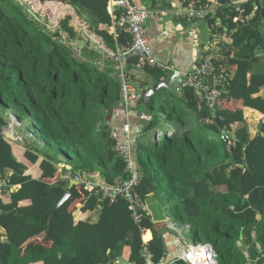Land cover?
Returning a JSON list of instances; mask_svg holds the SVG:
<instances>
[{
  "label": "trees",
  "instance_id": "1",
  "mask_svg": "<svg viewBox=\"0 0 264 264\" xmlns=\"http://www.w3.org/2000/svg\"><path fill=\"white\" fill-rule=\"evenodd\" d=\"M19 1L0 0V180L6 182L0 190V264H113L123 243L133 264H145L144 246L150 260L159 263L164 256L159 230L141 206L142 221L137 224L121 196L110 201L95 189L69 186L61 172L47 181L55 165L62 164L64 171L85 172L90 178L99 171L106 184L131 177L128 161L105 121V112L120 103L114 63L100 65V54L88 48L103 45L113 58L116 44L123 48L130 44V34L118 28L115 39L109 32L107 0H38L71 10H63L58 23L39 18L42 13ZM242 7L249 17L242 24H229L234 28L230 33L234 54L221 59L227 72L221 95L264 107L259 85L248 78L261 45L253 25L264 4L246 0ZM75 16L84 25L82 32L73 24ZM211 21L207 18L209 25ZM131 59L137 61L129 57L127 66ZM143 67L160 74L157 68ZM164 90L172 95L166 101ZM164 90L158 100L145 103L150 118L144 130L155 131L163 122L152 108L158 103L171 132L163 131L157 140L153 131L138 144L137 199L142 203L151 192L163 196L173 220L189 225L191 242L213 246L216 264H247L240 239L255 247L258 257L253 264H263L264 136L258 130L250 135L242 109L217 106L211 113L204 105L197 107L190 89L179 94ZM9 111L23 126L35 128L40 139L21 144L3 136ZM235 123L240 126L233 131ZM13 144L22 147V158L14 153ZM66 191L69 197L48 222ZM146 228L152 237L144 243L141 229ZM172 264L187 262L179 258Z\"/></svg>",
  "mask_w": 264,
  "mask_h": 264
},
{
  "label": "built area",
  "instance_id": "2",
  "mask_svg": "<svg viewBox=\"0 0 264 264\" xmlns=\"http://www.w3.org/2000/svg\"><path fill=\"white\" fill-rule=\"evenodd\" d=\"M20 1L23 3L22 0ZM25 1L28 3L29 0ZM244 1L246 0H178L177 5L171 8L167 6L162 8H144L134 4L132 0H107V10L111 15V25L108 27L109 32L116 39L117 29L124 28L131 36V42L128 46L123 48L116 44L114 55L113 67L119 86L120 103L128 105L139 98L135 81L127 69L129 57H136L143 66L146 65L149 68H157L162 71L168 68V66L154 59L149 53L145 34V22L148 17L171 14L175 19L188 22L212 18L209 25L207 50L199 61L195 62L189 70L182 74V80L174 90L177 93H180L183 89L192 90L197 107L200 108L204 105L211 113H214L217 106H219L218 101L223 89L222 82L227 77V72L224 70L221 59L234 54V48L230 44V33L234 31V28H229V24H242L249 17V15L244 14L242 7ZM220 10L223 14H218ZM208 75L213 78L211 84L206 80ZM17 121L19 120L15 114L9 111L8 124L2 128V135L11 141L21 143L23 137L14 127L18 124ZM123 129L128 131V126L124 125ZM162 132L159 129L154 134V139H160ZM164 132L170 133L171 129L167 128ZM111 135L114 138L116 136L112 130ZM117 149H119L118 146ZM125 158L128 161L127 169L130 170L131 174L129 180L125 182L119 181L115 184L104 183L100 185L95 183L87 173L71 170L64 172L62 178L69 181L74 180L81 184L85 190L95 189L96 192L101 193L102 197H108L110 201L118 196L123 197L128 203V208L134 221L140 224L142 221V214L139 212L141 205L136 193H134V188L141 176L134 163L128 157ZM5 184L4 180H0V190ZM141 231L143 232L144 229H141ZM184 243L186 248L182 259L187 264H216V253L210 243H192L187 240ZM143 254L146 262L150 260L151 254L146 246L143 248ZM159 263L172 264L173 261H164V258H162Z\"/></svg>",
  "mask_w": 264,
  "mask_h": 264
},
{
  "label": "crops",
  "instance_id": "3",
  "mask_svg": "<svg viewBox=\"0 0 264 264\" xmlns=\"http://www.w3.org/2000/svg\"><path fill=\"white\" fill-rule=\"evenodd\" d=\"M132 2L144 8H162L165 6L171 8L177 5L178 0H132ZM255 2L261 3L262 5L264 4V0H255ZM62 6L61 9L69 10L67 6ZM75 17H73V20L76 24L79 20ZM258 18L256 30L260 32L261 45L255 50L257 59L249 69L248 78L259 85L258 95L264 98V12ZM209 30L210 26L207 20L203 19L188 22L175 19L171 14L148 17L145 22V34L150 55L162 64L179 70L181 74L189 70L195 62L199 61L207 50ZM99 49L101 51V53H99L100 55L98 54L100 65L109 67V64H106L107 61L104 62V59H109L108 56L112 55V53L103 45H100ZM127 67L135 81L139 93L147 86L153 84L158 78L165 75V71L158 70L160 74L155 76L150 73L147 68L145 69L138 59L137 61L131 59ZM230 69L233 72L235 66L231 65ZM183 98L187 100L186 94H183ZM218 105L222 109L231 111L242 109L245 118L243 124L250 135H253L255 131L258 130V123L264 116L263 106L257 102L245 100L243 98H226L220 95ZM152 108L155 110L154 105ZM159 113L165 118V114L162 111ZM149 114L150 110H147L146 104L140 101L139 98L130 102L128 105L119 103L105 112V121L110 126L111 130L115 132V138L121 153L134 162V164L136 163L135 155L138 144L144 143V139L148 140L154 131L150 130L146 132L144 130L150 118ZM163 124L168 123L163 121ZM124 125L128 126V131H124ZM239 126L240 123L233 124V131ZM20 148L22 147L13 144L14 153L17 157L22 158L20 155ZM61 160H63V157H61ZM58 166L59 165H55L49 173L47 181L50 176L56 173L59 175L61 172L62 175L64 172L69 171H64L63 164L60 167ZM91 177L97 184L101 185L105 183L99 171H95ZM140 205L150 217L154 228L159 230V235L164 246V261H174L182 258L186 248L184 241L187 240L191 242L190 227L185 224H179L173 220L169 213L168 205L164 202V197L159 194L151 192L142 203L140 202ZM145 237L147 238L145 239ZM151 237V229L146 228L141 236L143 242L145 243L150 240ZM241 243L242 239H240L238 243L242 247ZM248 246L249 245L246 247ZM257 246L259 247V245ZM242 249L248 259L247 264H253V261L249 259L246 249L243 247ZM128 254V248L124 246L122 251L123 258L128 260ZM35 264H46V262H38ZM146 264L160 263H153L151 260H148Z\"/></svg>",
  "mask_w": 264,
  "mask_h": 264
},
{
  "label": "water",
  "instance_id": "4",
  "mask_svg": "<svg viewBox=\"0 0 264 264\" xmlns=\"http://www.w3.org/2000/svg\"><path fill=\"white\" fill-rule=\"evenodd\" d=\"M259 18H257V20L254 22L253 25V32L256 31V26L258 23ZM79 44H83V40L79 41ZM212 76L208 75L206 77V80L208 83H212ZM182 80V74L179 72V70L173 68V67H168L165 70V75L159 79H157L153 84H151L150 86H147L146 88H144L143 90L140 91L139 93V99L140 101H142L143 103H146L149 99H156V97L160 96V91L164 90V89H176L180 82ZM263 125H264V116L261 118V120L258 123V131L259 134L264 136V130H263ZM159 129H155L154 134L157 133ZM223 136H225L224 131H222ZM247 166V164H246ZM73 184H78L77 182H75L74 180H70L69 181V186L73 185ZM69 197V192L66 191L64 192V194L61 196V198L55 203L51 213L49 214L48 217V222L54 217L55 211L56 209ZM241 237V236H240ZM242 247L246 249L249 259L251 261H255L258 257V253L255 249L254 246H248L246 247L243 244V241L241 243ZM125 246V244L123 243L119 253H118V258H116L113 261V264H133L132 262L126 260L123 258L122 256V251H123V247Z\"/></svg>",
  "mask_w": 264,
  "mask_h": 264
},
{
  "label": "rangeland",
  "instance_id": "5",
  "mask_svg": "<svg viewBox=\"0 0 264 264\" xmlns=\"http://www.w3.org/2000/svg\"><path fill=\"white\" fill-rule=\"evenodd\" d=\"M17 1V0H16ZM28 1V0H27ZM30 1V2H29ZM28 3L31 4L39 13H42L43 15L42 16H39V18L43 19L44 17L48 18V19H51L50 21H53L54 23H58V19L61 18V16L63 14H65V11L67 12L68 10H65V9H61V7H63L60 3L58 2H53V3H44V2H39L38 0H29ZM20 2V1H19ZM25 7V5H23ZM33 10V9H32ZM31 10V11H32ZM65 10V11H63ZM34 11V10H33ZM69 12H71V10H69ZM76 18V17H75ZM49 25H51L52 23L48 22ZM83 23V22H82ZM73 24H74V21H73ZM76 27L82 32L83 29H84V25L82 24L81 25V22H77L76 23ZM87 36H84V38H86ZM82 44H80L81 46ZM88 48L90 50H93L94 52H96L97 54L101 53L100 49L99 48H96V46H93L90 44V46H88ZM97 50V51H96ZM92 52V51H91ZM104 54V53H102ZM109 59H104V62L107 61L106 64H109L111 65L112 62H114V59L113 58H110L108 56ZM114 65V64H113ZM160 97V96H159ZM162 100L163 101H166L168 100L169 98L172 97V95L169 93V91L167 90H164V94L162 95ZM156 99L158 100V97H156ZM155 106V111L158 112V114H160L159 112L161 111L160 110V107H159V104L158 103H155L154 104ZM165 118L162 117V121H164ZM10 122V121H9ZM11 123V122H10ZM17 125H15V129L16 131L23 137V141L21 143H28L30 141H33L36 139V141H38L40 138L38 136V133L35 131V128H30L28 129V127L26 125L23 126V124L20 122V121H17ZM12 124V123H11ZM21 128V129H20ZM169 128V125L168 124H163V122L161 123L160 127L156 128V129H160L161 131H165V129ZM14 130V128H13ZM60 167V165L58 166ZM60 172V171H59ZM58 174V173H56ZM56 174L52 175L49 177L48 181H51L55 178Z\"/></svg>",
  "mask_w": 264,
  "mask_h": 264
},
{
  "label": "bare ground",
  "instance_id": "6",
  "mask_svg": "<svg viewBox=\"0 0 264 264\" xmlns=\"http://www.w3.org/2000/svg\"><path fill=\"white\" fill-rule=\"evenodd\" d=\"M203 244V243H202ZM199 250H201V248H199Z\"/></svg>",
  "mask_w": 264,
  "mask_h": 264
}]
</instances>
